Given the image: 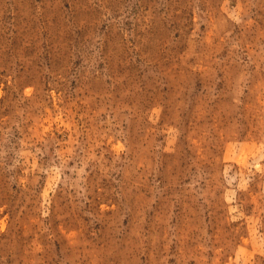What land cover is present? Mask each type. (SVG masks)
<instances>
[{
  "label": "rangeland",
  "instance_id": "rangeland-1",
  "mask_svg": "<svg viewBox=\"0 0 264 264\" xmlns=\"http://www.w3.org/2000/svg\"><path fill=\"white\" fill-rule=\"evenodd\" d=\"M0 264H264V0H0Z\"/></svg>",
  "mask_w": 264,
  "mask_h": 264
}]
</instances>
